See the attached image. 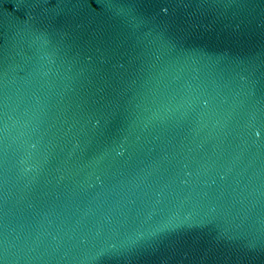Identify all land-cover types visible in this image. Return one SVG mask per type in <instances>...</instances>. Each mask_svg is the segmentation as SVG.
<instances>
[{
	"label": "water",
	"instance_id": "1",
	"mask_svg": "<svg viewBox=\"0 0 264 264\" xmlns=\"http://www.w3.org/2000/svg\"><path fill=\"white\" fill-rule=\"evenodd\" d=\"M0 264H264V0H0Z\"/></svg>",
	"mask_w": 264,
	"mask_h": 264
}]
</instances>
